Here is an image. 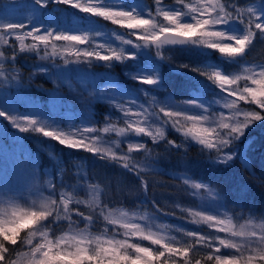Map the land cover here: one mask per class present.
<instances>
[{"label": "snow or ice", "instance_id": "obj_1", "mask_svg": "<svg viewBox=\"0 0 264 264\" xmlns=\"http://www.w3.org/2000/svg\"><path fill=\"white\" fill-rule=\"evenodd\" d=\"M154 3L156 15L149 11L145 18V14L142 15L138 10L139 4H125L123 0H29L31 13L35 12L36 7L46 9L50 4L65 5L127 29L123 35L112 33L119 42V47L97 43L96 37L101 34L87 30L57 31L47 28L41 34V28L33 26L32 17L28 18L26 25L19 19L3 15L4 10L0 9V42L11 49L10 55L0 50V79L5 82L10 79L5 76V64L2 61L14 62L18 55L15 44L8 43L7 38L12 36L19 42L20 52H36L41 60L53 63H57L56 57H60L65 65L89 66L94 61L111 64L113 61L134 59L124 46L135 49L154 47L156 56L166 59L163 51L165 45L194 43L235 58L244 57L246 49L253 47L255 38L264 41V19H261L264 12L258 11V7L264 8V3L242 8L237 0H224V3L220 0H174L175 5L182 6L175 11L170 10L171 5L165 6L163 0H154ZM6 7L16 9L21 5ZM185 15L191 16L190 22L183 19ZM157 17H162L163 22ZM232 21L244 25L243 35H228L221 30L222 26ZM29 25L30 30L25 31ZM133 36L136 37L135 42L131 38ZM29 37L33 41L31 44L25 43ZM57 42L64 43L60 45ZM194 71L219 87L223 99L216 100L215 103L228 109L227 116L223 112L218 113L210 107L197 104L194 100L177 102L173 108L160 106L157 112L155 108L159 103L155 97H151L148 106L142 104L138 111H133L136 108L135 101L115 104L123 113L119 119L126 126L122 128H117L115 123L106 118L103 128L89 127L66 133L31 117L13 116L5 111H0V117L9 120L21 132L39 133L67 147L83 148L96 154L109 151L101 146L102 143H107L103 141L101 133L115 132L124 137L146 135L155 141L157 136L163 138V130L158 127L153 131L152 125L157 122L167 125L171 121V126L178 132H183L186 138L191 137L204 148L219 153L221 148L228 147L233 139L242 135L249 124L264 119V61H246L236 74L231 75L215 69L197 68ZM133 79H140L142 84L153 86L158 83L154 73L142 76L136 74ZM145 96L148 94L145 93ZM242 101L255 105L256 108L241 112L238 104ZM187 106H195L202 113L191 114ZM241 116L243 119H240ZM181 118L184 120L183 125ZM168 144L181 146L175 145L172 140ZM134 146L137 150L147 151L142 143H129L128 153L117 157L113 152L112 158L131 160ZM101 158L104 156L101 155ZM123 167L131 171L136 165L125 162ZM184 184L197 191L207 187L199 183L190 184L189 180H184ZM48 185L55 189L51 181ZM90 187L94 194L98 191L96 186ZM73 193L59 191L58 194L47 197L41 194L32 199L31 204H26V207H21L18 200L12 197L0 199V264H19L21 260L26 261V264H264V220L256 223L246 219L244 224H234L226 216L189 210V215L193 217L192 223H206L209 228H215L216 232L176 228L177 232L182 233L181 238L177 239L167 235L164 225L154 232L148 224L151 217L135 214L130 216L123 211L106 214L105 208L95 204V208L99 209V216L107 221L103 231L98 230L99 234H95L90 231V226H96L99 216L96 215L93 204L88 205L93 210L87 214L79 208L70 207L72 204L86 203L75 199ZM239 219L245 218L237 217V221ZM80 224L84 227H80ZM22 232L24 235H21ZM57 232L63 234L57 235ZM219 233H224V236ZM142 241H149L150 244L145 246ZM221 248L229 250L228 253L222 252ZM190 253L193 254L191 257Z\"/></svg>", "mask_w": 264, "mask_h": 264}, {"label": "trees", "instance_id": "obj_2", "mask_svg": "<svg viewBox=\"0 0 264 264\" xmlns=\"http://www.w3.org/2000/svg\"><path fill=\"white\" fill-rule=\"evenodd\" d=\"M123 2L139 4L138 10L142 15L145 14V18L149 11L156 15L154 0ZM220 2L224 3V0ZM163 3L165 6L171 5L170 10L173 11L177 10V7L182 8L175 5L174 0H163ZM237 3L240 7L247 8L252 4L264 3V0H237ZM13 4L21 7L16 9L6 7ZM0 9L4 10L3 15L24 20L26 25L28 18L32 17L33 25L41 29L54 25L57 27L88 24L92 26L94 32H99L106 38L113 32L118 35L128 31L113 25L111 21L80 13L65 5L50 4L46 9L36 7L35 12L31 13L29 0H0ZM258 11L264 12V8L258 7ZM245 17L247 18L246 12ZM157 19L163 22L162 17ZM183 19L190 22L191 16L185 15ZM261 19H264V16ZM221 30L228 35H243L245 31L244 25L238 21L222 26ZM7 39L9 44H15L18 55L14 62L2 61L5 64V76L10 79L8 82L0 79V88L3 97L6 95L14 101L13 105L10 104L13 107L8 106L12 111L21 112L23 102L17 99L19 95L22 99L27 97L26 99L36 104L37 100L41 101L44 108L47 103L48 106L54 104L57 108L59 105L61 109L67 107L71 116L83 115L82 112L88 113L90 122L99 127L106 118L110 119L107 114L111 110L106 101L86 93L85 86L89 85L91 75H95L103 68L116 79L126 82L128 77L124 71L134 69L129 68L128 60L113 61L108 66L100 64L89 66L65 65L60 57H56L58 63L55 65L50 60H41L36 52H20L19 42L14 36ZM113 41L115 44L119 43L116 39ZM25 43L31 44V38H27ZM57 43L63 45L64 42ZM0 50L6 51L7 55L11 54V49L2 42ZM145 50L146 56L156 67L158 89L167 93L172 101L183 100L186 96L192 97L191 92L201 86L216 93L219 91L216 84L194 69H215L225 75H231L236 74L246 61H264V41L258 37L253 40V47L246 49L244 57L229 58L220 54L218 50L194 43L165 45L163 51L166 59L157 57L154 47H146ZM62 70L72 84L68 89H61V86L56 85V81L59 80L58 73ZM12 77L15 79H11ZM100 79L101 77L98 81ZM14 82H18L19 85L12 87ZM54 89L60 90L55 96L56 99L53 96ZM15 100H18L17 106ZM239 106L245 111L256 108L247 102H239ZM84 109L88 112L83 111ZM160 115L163 117L162 113ZM183 124L181 121V125ZM0 126L4 133L0 140L4 149L1 151L0 147V187L4 190L9 189L22 177L27 182H32L29 190L33 194L47 197L54 196L59 191H73L75 199L86 203L72 204L70 207L79 208L86 214L94 209L99 216V209L95 208V204H99L105 208L106 214L109 212L118 214L123 211L130 216L133 214L148 216L151 217L148 224L152 223L156 228L164 225L168 233H174L179 238L182 233L177 232L176 228L187 231L204 229V226L192 223L193 217L189 215V210L193 212V209L200 206L203 201H210L222 212L225 211L233 223H245L246 219L254 222L264 220V119L249 124L242 135L233 139L228 147L221 148L219 153L204 148L191 137L186 138L183 132H178L169 121V124L164 125L163 138L157 136L153 141L149 136H134V140L144 144L147 151L132 149V162L114 159L105 153L88 152L83 148H70L32 131L21 132L4 117H0ZM169 140L181 146L170 145ZM223 149L231 153L230 159L223 157L221 153ZM101 155L104 158H101ZM125 162L136 165L135 169L130 171L124 168ZM184 180H189L190 184L203 182L208 188L206 191L205 189L197 191L190 185H185ZM49 181L55 185V189L49 187ZM90 186H96L98 191L94 194ZM203 190L206 192L205 200L201 196ZM89 204H93V209L88 208ZM237 217L245 219L237 221ZM73 218L77 219L75 216ZM106 225L104 217L99 216L96 226H90V231L99 234ZM80 227L84 225L80 224ZM192 255L190 253L189 257ZM23 264H26V261H23Z\"/></svg>", "mask_w": 264, "mask_h": 264}, {"label": "rangeland", "instance_id": "obj_3", "mask_svg": "<svg viewBox=\"0 0 264 264\" xmlns=\"http://www.w3.org/2000/svg\"><path fill=\"white\" fill-rule=\"evenodd\" d=\"M20 21L23 22L24 20H20ZM55 26L56 25H54V27H47V28H53L57 31H60V30L73 31V30L79 29V30H87V31L94 32L91 29L92 26H89L88 24L86 26H83L81 24H76V25H71V26L70 25L68 26L67 25L65 26L57 25V27ZM47 28H44V29H47ZM27 30H30V25L28 28L25 29V31ZM41 34H43V29H41ZM118 35H123V33H119ZM131 38L133 39L134 42L136 41L135 36ZM114 39L115 37L112 34L108 35L107 38L106 36L101 34L96 37V42L97 43H102V42L108 43V44H112L114 46L119 47L120 44L119 43L115 44V42L113 41ZM31 42L33 43L32 39H31ZM124 47L128 54L133 55L135 57L134 59L127 61L130 65L129 68L130 67L134 68L133 70H130V71L128 70L124 71L125 75L128 77V80L126 82L120 81L116 79L112 74H109L107 71H105L102 68L95 75H91L89 85L85 86V91L87 94H91L93 95L94 98H99V99H103L104 101H106L107 105H109V108L111 110L107 114V116H109L110 121L112 123L116 124L117 128H122V127H125L126 125L123 121L119 119L123 115V113H121L115 107L116 103H130L132 101H135L134 107L136 108H133V111H138L139 110L138 107L140 105L143 104L145 105V107L148 106V103L151 97H155L156 101L159 103L155 108V111L157 112L159 111L160 106H164L165 108H173L177 102L194 100L196 101L197 104H203L206 108L210 107L213 111H216L218 113L223 112L226 116L229 114L228 109H224L222 108L221 104L215 103L216 100L223 99V93L220 91L219 87H218L219 91L216 93V91H210L208 90V88L205 89L203 86H201L200 88H198V90L191 92L192 97L189 98L186 96L183 100L172 101L167 93L161 92L160 89H158V84L154 86L147 85V84H142L140 82V79H133V75H136V74H140L142 76L143 74L151 75L152 73H154V78H156L157 77L156 67L154 65V62L148 59V57L146 56V53H145L146 47H142L140 49H135L131 46H124ZM57 63H52V64L56 65ZM92 64H97V65L100 64L102 66L110 65V64H105V62L103 61H100V62L94 61L92 62ZM84 65H87V64H84ZM57 67H62V66H57ZM67 72L65 71V73ZM100 77L101 79L100 81H98V78ZM58 79L59 80L56 81V85L61 86V89L62 88L68 89V87H72V84L70 82L68 75L64 74L63 70L59 71ZM14 85L18 86L19 83L18 82L12 83V87H14ZM57 92L59 93L60 90L59 89L53 90L54 97L57 95ZM2 93H3L2 89L0 88V97H2V99H0V111H5L9 115H13V116L35 118L39 120L40 122L45 123L49 127L56 128L66 133L76 132L83 128H89V127L103 128L106 123V121H102V123H100V126L97 127L96 125H94L92 121L90 122V117H88V113L82 112L83 115L75 116L72 114L71 116V112L68 111L69 109L67 107H64L63 109H61L59 108V105L57 108L56 105L53 104L54 108H56V110L54 111L52 104H49L48 106V103H47L46 107L44 108L42 106L41 101L37 100V104H36V102L26 99L27 97H23L24 99H22L21 97H19V95L17 96L18 97L17 99L23 102L22 103L23 106L20 109L21 112H17V110L12 111L8 108L13 107L11 105L14 104V101H11L6 95L3 97ZM145 93H147L148 96H145ZM16 101L18 100H15V105L17 106L18 104ZM187 107H189L191 114L198 115L202 113V110L195 106H187ZM238 107L240 108L241 112H245V110L241 106H239V104H238ZM61 110L62 111L64 110V111L60 112ZM83 111H87V109H84ZM133 119H135V117H133ZM240 119H243V116H241ZM181 121L182 123H184L183 118H181ZM197 126L199 127L200 125H197ZM158 127L162 128L163 131L165 129L163 124H161L160 122H157L152 125L153 131ZM3 135L4 133L2 132V127L0 126V140ZM101 136L103 138V141H107V143H102L101 146L109 149V151L103 152V153L107 155H111V156L113 152L116 154L117 157L123 156L125 153H128L129 151V143H132L133 145L137 143L134 140V136H126V137L118 136L115 132L101 133ZM150 139L153 140L151 137ZM88 142L91 144V141H88ZM0 147L2 148L1 151H4L3 144L1 143V141H0ZM134 148L136 147L134 146L132 149ZM221 153L222 155H224L223 157L231 155V153L227 152L225 149H223V152L221 151ZM130 161L132 162V160ZM31 183L32 182H27L24 178L20 177L19 181L12 184L9 189L4 190L0 187V199L12 197L18 200L17 203L21 207H26L27 206L26 204H31L32 199H35L38 196L37 194H33L30 192L29 189L32 185ZM197 183L201 185H205V183L203 182H197ZM207 188L208 187L203 188V189H205L206 191ZM205 191L203 190V193L201 194V196L203 197L202 198L203 200H205L206 198ZM195 211H202L207 214L222 215V217L224 216L227 217L225 211L222 212L219 209V207H216L210 201H203L200 206L195 207L193 209V212ZM255 222L259 223L257 221ZM234 224H237V223H234ZM238 224H244V223H238ZM149 225L152 227V230L154 232L160 230L159 228H156V226L153 225L152 223H149ZM199 225L204 226V229H202L201 231H198V229L192 230V231L211 232V233L216 232L215 228H209L206 223H199ZM120 231L123 232V229H120ZM167 235L174 236L177 239H180L174 233H168V231H167ZM219 235L224 236V233H219ZM142 243L145 246H148L150 244L149 241L145 243L142 241ZM152 247H156V246H152ZM221 251L222 252L224 251V253L227 254L229 250L221 248ZM19 264H23V260L20 261Z\"/></svg>", "mask_w": 264, "mask_h": 264}, {"label": "water", "instance_id": "obj_4", "mask_svg": "<svg viewBox=\"0 0 264 264\" xmlns=\"http://www.w3.org/2000/svg\"><path fill=\"white\" fill-rule=\"evenodd\" d=\"M172 45V44H171ZM174 45H183V44H174Z\"/></svg>", "mask_w": 264, "mask_h": 264}]
</instances>
